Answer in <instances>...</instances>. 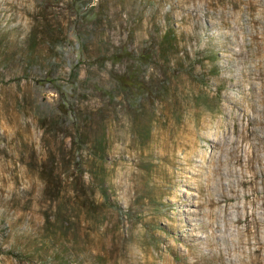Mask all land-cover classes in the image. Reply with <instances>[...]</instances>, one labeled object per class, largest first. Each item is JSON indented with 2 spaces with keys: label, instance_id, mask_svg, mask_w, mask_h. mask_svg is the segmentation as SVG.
<instances>
[{
  "label": "rangeland",
  "instance_id": "1",
  "mask_svg": "<svg viewBox=\"0 0 264 264\" xmlns=\"http://www.w3.org/2000/svg\"><path fill=\"white\" fill-rule=\"evenodd\" d=\"M169 29L167 60L140 65L156 91L133 102L94 89ZM98 45L127 56L101 64ZM74 64L86 82L70 84ZM254 86L264 95V0H0V264H230L206 247L203 224L229 239L245 227L222 229L214 179L233 124L246 125L235 103L255 109ZM72 90L80 114L64 132L54 113ZM100 123L97 160L76 147H90ZM93 164L105 194L88 185Z\"/></svg>",
  "mask_w": 264,
  "mask_h": 264
},
{
  "label": "bare ground",
  "instance_id": "2",
  "mask_svg": "<svg viewBox=\"0 0 264 264\" xmlns=\"http://www.w3.org/2000/svg\"><path fill=\"white\" fill-rule=\"evenodd\" d=\"M254 88L257 99L255 109L250 106L249 109L252 110L244 109L239 107L238 102L235 103L239 109L235 111L237 112L235 116L240 120L246 116V125L236 128L233 124L231 135L226 136L228 139L222 146L223 158L219 157L216 160L217 176L214 179L218 187L217 204L223 202L228 205L231 200L238 201L237 205L234 203L235 206H232L233 213L229 212L231 209L226 205L220 209L222 229L229 230L241 221L245 223V227L243 229L235 227V230L237 229L235 233L228 232L231 236L229 239L225 238L227 235L225 237L221 235L219 225L212 229V218L203 224V229L207 232L206 247L217 251L216 259L221 260L224 255L228 256L230 264H264V95L261 86ZM204 128H208L207 124ZM250 136H253L255 142L250 140ZM191 145L183 141L177 143L181 149H186V146L193 150L194 146ZM225 181L228 182L227 186H224ZM245 185H249L247 191L242 190ZM207 186L210 188L209 180ZM209 229H212L211 232ZM219 239L227 242L225 247L220 248L221 244L218 246Z\"/></svg>",
  "mask_w": 264,
  "mask_h": 264
},
{
  "label": "trees",
  "instance_id": "3",
  "mask_svg": "<svg viewBox=\"0 0 264 264\" xmlns=\"http://www.w3.org/2000/svg\"><path fill=\"white\" fill-rule=\"evenodd\" d=\"M158 43H156V47L151 51V53H145L143 50L137 53L136 60L137 65L133 69H129L128 71L123 72L120 69L113 71V80L111 85L108 86H99L98 84H93L94 89L100 90L101 94L108 95L112 94L113 98H118L119 96L127 95L130 99L135 102L139 99V95L144 93H150V91H156V87H149L145 81V74L140 70V65L143 64V61L152 59V57L157 56L158 59L167 60L166 54L172 48H175L177 44L176 34L172 30H166L160 35H158ZM35 33L29 34V41L31 42L30 51L34 53L38 48V43L34 42ZM86 37H83V42H81L80 49L83 52L87 50L86 44L84 41ZM94 54L97 57V60H100L101 64H105V61H111L113 64L116 62H120L123 58L127 56V52L122 47H115L114 50L111 49H102L100 45L97 48H94ZM71 81L70 84L73 85L75 83H84L87 81L86 78H80V69L78 65L74 64L70 69ZM72 91H61V98L59 102V108L56 109L54 116L55 120L60 121L62 129L64 132H67L78 119L79 108L74 102V94ZM85 109H105L103 106H99L97 108L94 107H86ZM58 118V119H57ZM105 136H106V128L100 123V129L97 132L96 138L93 140L90 147L87 145H78L77 150H85L90 148L92 154L97 160H101L105 154ZM86 142V141H85ZM73 148H75L74 143L72 144ZM82 163H78L77 168L81 167ZM96 166L95 164L89 165L84 169L85 174H89L88 185L93 186L102 194L106 193V179L103 171V167L99 165V167H91ZM81 172V169H80ZM48 179V177H45Z\"/></svg>",
  "mask_w": 264,
  "mask_h": 264
}]
</instances>
